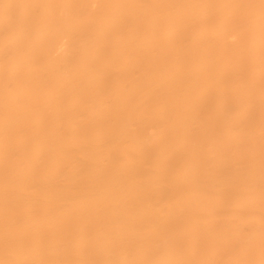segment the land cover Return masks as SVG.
I'll use <instances>...</instances> for the list:
<instances>
[{
  "label": "bare ground",
  "instance_id": "bare-ground-1",
  "mask_svg": "<svg viewBox=\"0 0 264 264\" xmlns=\"http://www.w3.org/2000/svg\"><path fill=\"white\" fill-rule=\"evenodd\" d=\"M0 264H264V0H0Z\"/></svg>",
  "mask_w": 264,
  "mask_h": 264
}]
</instances>
